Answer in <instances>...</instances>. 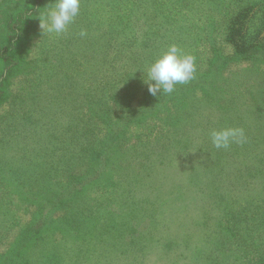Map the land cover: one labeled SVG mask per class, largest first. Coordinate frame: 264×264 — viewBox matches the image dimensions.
I'll return each mask as SVG.
<instances>
[{
  "label": "rangeland",
  "instance_id": "374dc122",
  "mask_svg": "<svg viewBox=\"0 0 264 264\" xmlns=\"http://www.w3.org/2000/svg\"><path fill=\"white\" fill-rule=\"evenodd\" d=\"M44 1L20 12L19 25L0 10V264H91L93 258L84 253L90 241L107 246L106 252L95 247L96 256L115 264H234L244 256L261 264L264 0H126L121 16L136 40L151 42L147 31L155 23L153 35L167 49L175 44L195 57L196 73L173 93L156 96L143 79L127 81L132 89L112 101L118 113L132 112L133 121L122 127L115 116L109 130L81 127V116L60 110L56 89L59 77L71 72L70 44L87 48L93 40L43 32L38 18L54 0ZM101 1L81 0L80 14L70 24L74 30L88 26L95 14L89 6ZM145 15L153 20H138ZM237 15L244 23L230 31L224 23ZM229 35L241 49L226 44ZM71 90L68 95L77 97L75 87ZM223 91L233 105L220 98ZM158 99L160 108L145 114ZM40 103L43 108L36 111ZM51 106L54 113L47 112ZM229 121L246 127V142L214 148L210 131L233 128ZM195 163L205 172L187 177L211 174L200 192L186 193L179 188L180 171ZM85 166L100 169L99 181L106 186L80 188L94 172ZM231 182L242 186L236 190L242 202L236 218L230 212ZM209 199L206 209H198ZM34 225L45 230L24 242L15 257L14 245ZM126 244L130 247L119 254ZM146 250L154 257L145 256Z\"/></svg>",
  "mask_w": 264,
  "mask_h": 264
},
{
  "label": "trees",
  "instance_id": "16d2710c",
  "mask_svg": "<svg viewBox=\"0 0 264 264\" xmlns=\"http://www.w3.org/2000/svg\"><path fill=\"white\" fill-rule=\"evenodd\" d=\"M125 1L126 0H103L96 5H92L91 7L89 6V8L92 9L95 14L93 15V19L90 20L88 26L86 28L79 27V29L74 30L73 27L69 25L67 28V32L65 33L66 36L72 37V41L73 39H79L81 41L83 39L87 40L89 37H92L89 39L93 40L91 41L92 44L87 46V48L81 46V49H78L72 44H70V48H72L73 52V57L69 61L70 63L67 65V70H71V72L66 73L65 75H61V77H59L62 82L61 84H59L58 87L62 86V88L58 89L57 87L56 89V94L61 99L60 104L62 106H60V110H64V108L67 107L69 116L71 114V110L75 112L77 116H81V127L84 126L87 128H92V130H109L110 127L106 125L108 124L110 119L115 116L116 124L121 125L122 127H128L129 124L133 121V118L130 116L132 112H122L121 110H119L118 113L117 108L115 107L116 101H112V99H119L122 94L132 89V85L127 81L131 80L132 83H136V81H140L141 79H143L144 73L142 72V70L147 69L151 62L155 61L156 56H159V52L161 53L162 49L163 51L167 49L166 45L161 41L160 37H158V35H153V28L157 26L155 23L150 25L151 27L148 28L147 31L151 42L141 43L136 40V34H133L128 29V23H125L124 18L121 16V12L124 11L126 8ZM140 1L134 3L133 5L141 4ZM8 2L9 3H2V1H0V10L4 13L6 12L10 17V21H13L16 25L21 24L20 18L23 16V14L31 11L29 8H31L33 5L39 6V4H45V1L42 3V0H8ZM129 3L131 4L133 2L129 0ZM16 5H21V7L16 8ZM85 6L86 4L83 5V7ZM22 11H24V13L20 14V12ZM40 11H42L41 7ZM138 20L148 23L153 19L145 15L143 18ZM242 23H244L243 17H241V15H237L228 19L227 22L224 23V25L230 31H236L235 29H237ZM112 27H118L119 29H121V31L117 32V34H114V32L112 31ZM82 30L87 32V36L81 37L79 35ZM35 31H37V29ZM101 32L104 33L103 36H99ZM234 38L235 37L233 35H229L225 39L226 44L231 45L232 43H235ZM33 40L34 39L28 40V44L32 43ZM235 46L237 47V50L241 49V47H239L237 43H235ZM147 61V65L140 67L142 62ZM218 75L219 73L213 76L217 77ZM53 77H55V79H58L57 76ZM71 87H75V91L78 94L77 97L72 96L73 94H71V96L68 95L69 93H72ZM109 90H112V92L109 93ZM223 97L230 103V106L234 104V101L229 98L228 92H221L220 98ZM63 100L65 103L64 106ZM77 101H79V105ZM70 102H74V104L70 105ZM36 105V111L39 108H43V105H41V103ZM160 106L161 99H158L155 102V105L151 108H146L144 113L146 114L148 112L155 111L159 109ZM54 108L56 107L51 106L47 108V112L54 113ZM114 108L116 109V113L112 114L111 112ZM138 114L139 113H136V116ZM208 118H211V116H209ZM69 122L70 119L69 117H67L65 124L68 125ZM224 123L226 124L225 119ZM227 123L230 126H234L233 128H235V126L237 125L235 121H229ZM236 128L244 129L246 127ZM99 144L106 145L107 141H99ZM65 156L66 158H68L67 153ZM85 168H87L89 171H94L91 170L88 166H85ZM205 169V166L201 163H195L181 170L179 176V179L181 178L179 188L186 193L200 192L202 184L205 182V179L208 178L211 173L207 171L204 176L201 175L199 179L195 178V180L190 176L187 177V175L202 174L203 172H205ZM100 172V169H95L93 173L85 175V182L80 186V188H85L88 185L92 187L98 185L106 186L107 183L106 181H104V179L99 181ZM231 185L232 187L230 186V207L232 211L230 212L231 216H234L236 218L242 206V202L237 196L238 191L236 190L238 188H242V186L235 182H231ZM243 198L248 199L251 203L250 197ZM210 200L211 199H209V201L206 200L205 202H203L201 206H198L200 207L198 209H206ZM213 213L217 214V211L215 210ZM92 229H97V227L95 226L89 228V230ZM199 229L205 231V225H201ZM44 230V227L38 229L36 225L32 226L25 235V238L22 240L19 239V241L14 245L11 254H14L16 257L19 253L22 252L21 250L26 247L23 246L24 242L26 243L29 239L34 238L36 235H40ZM194 234L196 235L195 232ZM98 242L103 244L99 240ZM29 243L30 242H27L26 245ZM86 247H88V250H85L84 253L87 254V257L93 258V262L91 264L113 263V260L111 263H108L106 261H103L101 257L96 256L95 247L102 252H106L108 251V249L106 248L107 246L90 241L87 243ZM129 247L130 246L126 244V247L119 250L118 253H122ZM147 254L151 257H154V255L151 254L148 250H146L145 256H147ZM126 255L127 252L125 251L124 256L126 257ZM253 263L254 260H249V258H246L244 256V258L242 259L237 257L234 264ZM260 263L264 264V261H261ZM254 264H259V261H255Z\"/></svg>",
  "mask_w": 264,
  "mask_h": 264
},
{
  "label": "clouds",
  "instance_id": "9594fccd",
  "mask_svg": "<svg viewBox=\"0 0 264 264\" xmlns=\"http://www.w3.org/2000/svg\"><path fill=\"white\" fill-rule=\"evenodd\" d=\"M81 0H54L45 6L40 15L39 24L43 32L60 35L67 32L68 26L80 14ZM79 35L87 36L82 30ZM144 73L143 83L152 96L157 93L171 94L177 84H186L194 79L196 73L195 57L184 53L177 45L172 44L163 52ZM211 144L216 149H228L233 143L246 142L242 128L212 129L209 133Z\"/></svg>",
  "mask_w": 264,
  "mask_h": 264
}]
</instances>
